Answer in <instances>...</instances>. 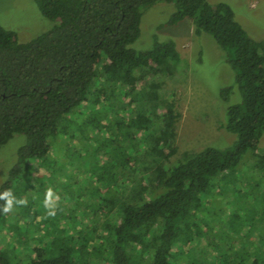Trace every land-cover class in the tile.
<instances>
[{"label": "trees", "instance_id": "trees-1", "mask_svg": "<svg viewBox=\"0 0 264 264\" xmlns=\"http://www.w3.org/2000/svg\"><path fill=\"white\" fill-rule=\"evenodd\" d=\"M158 2L174 5L166 24L190 19L196 35L208 34L224 51L234 85L218 96L228 101L234 87L239 95L221 123L233 143L174 162L178 114L154 76L182 68L180 53L172 39L157 37L145 50L131 47L143 12ZM36 3L52 22L48 30L21 42L0 24V146L24 135L0 193L24 198L25 165L55 174L49 156L61 139L74 140L80 175L68 180V200L75 214L63 227L56 218L39 223L29 206L14 202L25 215H15V234L29 235L12 243L10 256L0 252V264H264V205L251 211L252 226L241 234L236 213L222 217L205 199L222 182L235 190L231 174L247 153L259 175L244 181L264 182V38L251 37L225 1ZM256 199L264 204V190ZM4 204L0 227L8 225Z\"/></svg>", "mask_w": 264, "mask_h": 264}, {"label": "rangeland", "instance_id": "rangeland-1", "mask_svg": "<svg viewBox=\"0 0 264 264\" xmlns=\"http://www.w3.org/2000/svg\"><path fill=\"white\" fill-rule=\"evenodd\" d=\"M209 1L228 3L236 19L251 37L256 40L264 38V0ZM173 11L174 5L168 2H158L147 8L141 17L140 35L131 44L136 50H145L152 45L154 37L158 40L172 39L180 53L182 68L154 76V79L161 83L160 92L173 102L178 114L174 123L176 151L170 158L171 162L177 161L186 152H194L205 146L222 148L233 143L235 135L226 131L221 123L225 122L227 104L235 102L232 99L238 95L234 87V92L228 101L218 96L221 87L234 85V71L225 61L224 51L208 34L196 35L190 19H184L173 25L166 24ZM0 24L15 31L21 42L52 26V22L41 13L36 0H0ZM61 140L59 151L55 156H49L57 170L55 174L50 171L51 168L37 167L32 163L26 164L22 180L25 188L22 187L21 193L23 199L27 200L28 210L36 215L39 223L46 220L53 221V218H56L57 224L63 227L65 220L71 219L75 214V210L70 208L72 201L68 200L73 190L69 188L68 180H76L80 171L78 172L76 166H73L79 152L74 140ZM23 142L24 135L16 134L0 146V187L15 160L17 148ZM258 148L264 152V135L258 141ZM243 158L245 160H241L237 171L231 174L238 181L235 182V190L229 189L230 185L222 182L216 188L211 187V192L205 198L206 206H211L216 212L221 213L222 217L236 213L238 217L236 225L240 228L241 234H245L252 226L251 211L260 209L264 205L257 199L254 201L264 190V182L258 186L251 183L254 185L252 186L244 181L248 175L256 180L259 174L252 172L248 161L249 154L247 153ZM53 178L55 182L52 183ZM49 213L53 214L49 215ZM17 214L21 220L25 217L13 204L12 211L5 216L8 225L0 227V252L4 255L10 256L12 243L23 244V239L29 235L25 231L23 236L19 233L15 234L21 228V223L13 220ZM32 226L29 225L28 228ZM255 226L258 227V224L253 225L254 229ZM43 231L49 232L50 229L44 228Z\"/></svg>", "mask_w": 264, "mask_h": 264}, {"label": "clouds", "instance_id": "clouds-1", "mask_svg": "<svg viewBox=\"0 0 264 264\" xmlns=\"http://www.w3.org/2000/svg\"><path fill=\"white\" fill-rule=\"evenodd\" d=\"M50 195V193H49ZM0 199H3L5 201V204L3 206L2 211L4 213H8L10 211H12L13 209V204L14 202L16 204L22 205V206H26L27 205V200L26 199H20V200H15V198L13 196H11V192L9 190H6L3 193H0ZM46 206H47V199H46ZM53 213H49V215H52Z\"/></svg>", "mask_w": 264, "mask_h": 264}]
</instances>
